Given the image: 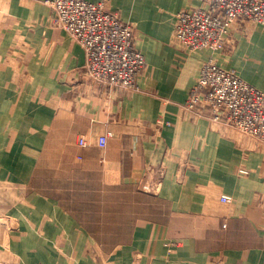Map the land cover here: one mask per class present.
<instances>
[{
  "label": "crops",
  "instance_id": "0c3cea01",
  "mask_svg": "<svg viewBox=\"0 0 264 264\" xmlns=\"http://www.w3.org/2000/svg\"><path fill=\"white\" fill-rule=\"evenodd\" d=\"M50 1L0 0V264H264V146L186 106L210 58L264 92V27L190 50L200 0H107L146 57L124 89Z\"/></svg>",
  "mask_w": 264,
  "mask_h": 264
},
{
  "label": "built area",
  "instance_id": "2783aa9c",
  "mask_svg": "<svg viewBox=\"0 0 264 264\" xmlns=\"http://www.w3.org/2000/svg\"><path fill=\"white\" fill-rule=\"evenodd\" d=\"M201 6L178 14L176 39L187 49L223 50L240 22L264 27V0H200ZM54 25L66 29L86 51L90 78L124 89H136L146 67V57L136 46L135 29L107 0H51ZM208 109L212 119L232 126L264 146V92L234 70L210 58L202 65L186 105ZM80 143L85 145V140ZM106 137L100 145L106 146ZM231 201L230 195H222Z\"/></svg>",
  "mask_w": 264,
  "mask_h": 264
}]
</instances>
